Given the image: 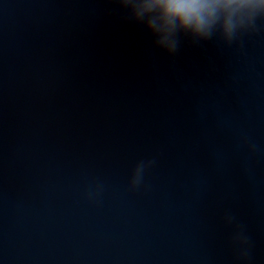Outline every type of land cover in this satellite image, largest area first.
<instances>
[{
  "label": "clouds",
  "instance_id": "9594fccd",
  "mask_svg": "<svg viewBox=\"0 0 264 264\" xmlns=\"http://www.w3.org/2000/svg\"><path fill=\"white\" fill-rule=\"evenodd\" d=\"M124 19L142 25L156 46L174 54L180 37L193 43L216 39L231 44L264 19V0H113ZM145 165L135 169L132 185L140 182Z\"/></svg>",
  "mask_w": 264,
  "mask_h": 264
}]
</instances>
